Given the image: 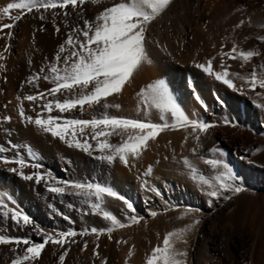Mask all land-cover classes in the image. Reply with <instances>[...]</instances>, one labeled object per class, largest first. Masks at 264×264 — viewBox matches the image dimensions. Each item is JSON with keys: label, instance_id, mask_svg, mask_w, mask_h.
<instances>
[{"label": "bare ground", "instance_id": "6f19581e", "mask_svg": "<svg viewBox=\"0 0 264 264\" xmlns=\"http://www.w3.org/2000/svg\"><path fill=\"white\" fill-rule=\"evenodd\" d=\"M9 2H18V0H0V7L6 6ZM178 2L182 7L194 5L199 14L194 18L193 24L182 25L177 33L172 29L170 10ZM256 2L254 1L246 8L240 4L239 0H172L169 9L150 26L149 39L159 42L148 44L152 63H144L124 85L120 94L108 98L109 104L119 105V108L110 107L104 113L112 117L163 123L158 110L144 107L138 93L155 80L164 79L190 118L208 121L215 125L207 134H201V137L213 135L215 138L218 134H221V137L230 135L237 139L232 144L237 145L248 134L257 136L256 134L264 129V107L258 106L264 104V97L251 91L241 94L240 91L229 89L214 76H209L195 67L196 63H206L209 58L215 57L214 70L222 71L221 64L230 66L229 71L233 74L234 83L240 87L243 82L235 74L247 77L252 68L264 66L263 63H261L263 65L257 63L258 56L243 66L240 59L230 60L224 57L222 60L220 57L221 50L227 52L233 44L239 50H252L249 49L251 46L245 45L243 39L246 30L250 28L248 18L253 11L261 13L259 37L264 36V1L261 4ZM110 3L109 0H101L100 4L86 2L79 10L71 9L69 6L66 10H41L40 12L33 10L31 13L25 11L22 20L17 22L13 29H4V33L12 32L11 40L0 34V52H3L6 45H10L8 51L3 52L5 58L0 60V64L5 66V70L0 72V147L9 146V151L0 155L12 158L14 152L10 146L18 145L16 151L26 158V164L36 162L42 166L40 169L26 166L23 170L26 175L51 172L54 177L65 181H76L75 178L86 181L87 177L90 178L93 165L91 155L69 147L58 138L52 137L50 133L42 132L35 125L24 123L18 115L21 101L17 100V96L23 100L26 95L38 94L52 87L43 79L38 81V88L26 84L25 81L45 65L47 62L45 57L51 60L58 47L64 43L69 31V28L65 27L66 21L70 26L79 25L81 21L78 19L77 11L82 12L86 18L92 19L103 10L106 4ZM17 11L19 10H13L12 14L15 15ZM64 11L69 12L68 18L62 15ZM40 15H44L45 20H40ZM241 19L246 21L245 25L234 30V26ZM5 23L10 21L7 18L0 20V24ZM56 26L60 27L59 33L55 30ZM259 53V57L263 60V53ZM29 61L32 63L29 64ZM261 91L264 90L257 89V92ZM217 97L223 103H220ZM59 98L63 99L62 96ZM46 99L52 98L46 97ZM42 104L43 101L34 103L23 100L27 115L36 117L38 113H41L44 118H47L49 114L42 108ZM204 105H207V110ZM99 108L85 106L83 112L76 109L71 113H65L64 116L90 120L102 114ZM51 115L56 117L61 114L53 111ZM5 117H11V121H5ZM226 121L231 123L228 124ZM87 131L89 142L94 143L90 139V130ZM190 132V129L187 131L166 129L157 136L155 141L148 142L146 150H142L138 159L130 158L128 167H125L118 159L114 162L113 171L107 175V178H113L114 190L129 199L136 211L157 213L160 209L172 207L178 195L182 193L188 195V192L193 190L192 174L183 164V159L187 157L196 168L201 164L191 152L194 136L188 138L186 144L184 143L185 136ZM109 140L112 144H118L121 137L113 135ZM29 148L35 154V161L29 157ZM149 166H152L153 172L146 176ZM12 167L19 166L5 165L0 161V192L10 195L15 201L14 204L9 202L10 206L27 214L32 219L33 225L18 227L10 219L5 218L0 220V234L28 237L40 242L45 234L68 230L80 232L90 229L92 223L100 229L111 226L102 215L85 217L73 210L70 214L72 223L62 222L60 214L51 212L53 209L50 211L52 206L59 212L63 211V207L56 203V194L49 193L43 181L37 184L34 180H24L22 176L9 170ZM113 201H115L113 214L121 220L123 217L120 211L125 208L123 202L114 198ZM74 239L76 243L65 246L70 250L64 264H101L102 259H106L107 264H116L110 261V256L115 253L117 245L112 238L109 239L106 235L99 237V257L93 255L96 236L83 238L77 236ZM85 240L88 242V248L82 251ZM13 247L15 246H0V264H11V259L14 258L11 251ZM63 251L64 249L60 246L49 244L42 251L41 257L32 264H59V256ZM145 255L148 256L147 253ZM123 256L120 264H146L148 258L147 256L143 258L142 254L139 256L136 252H133L131 257L127 254L126 258Z\"/></svg>", "mask_w": 264, "mask_h": 264}, {"label": "snow or ice", "instance_id": "6c2138e0", "mask_svg": "<svg viewBox=\"0 0 264 264\" xmlns=\"http://www.w3.org/2000/svg\"><path fill=\"white\" fill-rule=\"evenodd\" d=\"M86 2L100 4L101 0H18V2H9L6 6L0 7V20L7 18L10 21V23L0 24V34L11 40L12 32L4 33V29H13L16 23L22 20L25 11L31 13L33 10L36 12L66 10L69 6L71 9L79 10ZM171 3L172 0H111V3L106 4L103 10L99 11L92 19L86 18L82 12L77 11L81 24L70 26L67 21L65 22V27L69 28V31L64 43L58 47L51 60L45 57L47 61L45 65L25 81L26 84L37 88L40 79L52 85L49 89L38 92V94H29L23 97V100L29 102L43 101L42 108L49 115L47 118H44L41 113H38L36 117L27 115L23 107V100L17 96V100L21 101L18 115L24 123L35 125L42 132L50 133L52 137L58 138L69 147H74L89 155L99 153L96 159L106 161L109 164H113L118 159L125 167L129 166L130 158L138 159L142 150H146L148 142L155 141L164 130L184 129L187 131L190 129V135L194 136L196 144L191 149L192 154L199 156L204 164L217 170L214 182L206 179L203 174L199 176V182L208 187L207 195L209 197L230 199L231 197L225 196V193L238 194L244 189L237 183L239 177L230 165L217 156L219 153V156L222 157L223 151L217 147H211L208 150L210 153L208 157L200 155L198 152V149L202 148L201 134H207L209 129L215 125L208 121L190 118L164 79L155 80L138 93L144 107L158 110L160 120L163 123L112 117L105 113L90 120L64 116L65 113H71L76 109L83 112L85 106L103 109L119 108V105L109 104L108 98L120 94L124 85L131 80L144 63H152L148 44H158L159 42L149 39L150 26L169 9ZM13 10L19 11L13 15ZM62 15L68 18L69 12L64 11ZM39 19L45 20V16L40 15ZM250 19L249 17L248 22ZM245 23L246 21L241 19L234 26V30L243 27ZM55 30L59 33L60 27L56 26ZM259 40L264 42V36H260ZM9 47L10 45H6L3 52H7ZM3 52H0V60L5 58ZM259 55L260 53L255 50H239L235 44L229 51L221 50L220 52L222 60L224 57L230 60L240 59L243 62L242 66ZM214 59L215 57L209 58L206 63H196L195 67L209 76H214L217 81H221L229 89L240 91L241 94L251 91L264 97V91L257 92V89L264 90V66L252 68L247 77L235 74L243 82L240 87H237L233 80V74L229 71L230 66L221 64L223 70L215 71L213 68ZM31 63L29 61V64ZM4 70L5 66L0 64V72ZM61 96L63 99L59 98ZM46 97L52 99L48 100ZM217 100L223 103L219 97ZM258 106L264 107V104ZM204 108L207 110V105H204ZM53 111H58L61 115L53 117L51 115ZM169 117H171V121H169ZM4 120L10 122L11 117H5ZM226 123L230 124L231 121H226ZM87 130H90V139L94 143L89 142ZM113 135L121 137L120 143H110L109 138ZM187 140L188 137L185 136V144ZM18 147V145L10 146L14 152L12 158L0 155V161L5 165L15 164L19 166L10 168L11 172L22 176L26 181L34 180L37 184L43 181L47 191L57 196L69 195L82 198L93 213L102 215L105 220L110 222L111 226L103 229L92 227L80 232L68 230L55 234H45L40 242L28 237L21 238L0 234V246H15L11 249L14 254L11 264H25V262L32 264L41 257L42 251L49 244L58 245L64 249L59 256V264H64L70 250L65 246L76 243L74 238L77 236L83 238L88 235L97 237L93 255L99 257V237L102 234L107 233L108 238L111 239L114 229H122L140 223L142 218L135 214L134 204L110 186L65 181L54 177L51 172L26 175L23 171L26 166L33 169H40L42 166L36 162H32L30 165L26 164V158L16 151ZM7 151H9V146L0 147V153ZM28 151L31 160L35 161V154L30 148ZM183 164L190 170L192 178L197 179V168L187 157L183 159ZM152 172L153 168L149 166L145 175L148 176ZM106 197L123 202L129 213L126 219L130 223L121 222L111 211L105 210ZM9 202L15 203L10 195L0 192V220L10 219L18 227L33 225L32 219L27 214L10 206ZM194 211V209L189 208L185 215ZM156 215V212L151 213L152 217ZM64 218L69 219L68 217ZM199 222L198 219H195L191 225L168 232L163 238L162 247L156 246L152 250L146 264H186L187 251L176 249L175 243L177 241L186 243V234ZM117 243L126 244L127 241L119 240ZM87 248L88 242L85 240L81 250L86 251ZM132 255L133 252L129 251L128 256L131 257ZM101 264H107L106 259H102Z\"/></svg>", "mask_w": 264, "mask_h": 264}, {"label": "rangeland", "instance_id": "374dc122", "mask_svg": "<svg viewBox=\"0 0 264 264\" xmlns=\"http://www.w3.org/2000/svg\"><path fill=\"white\" fill-rule=\"evenodd\" d=\"M254 1L261 4L264 0H239L240 4L246 8L251 6ZM172 8L170 10L172 29L177 33L182 25L193 24L194 18L199 14L194 5L182 7L178 2ZM260 15L261 13L257 11L250 14V28L246 30L243 40L246 46H251L249 49L260 50L259 52L263 53L264 58V42L259 40L262 18ZM258 57L256 58L257 63L264 64V59ZM99 110L100 113H106V109L100 107ZM256 135H246L243 141L237 145L232 144L237 139L230 135L221 137V134H218V137L215 138L213 135L206 138L201 137L202 148L198 149L199 154L208 157L210 155L208 150L211 147L220 148L219 150H222L224 155L221 157L217 153V156L227 162L238 175L237 183L244 190L238 194L225 193V196L231 197L230 199L209 197L207 195L208 187L202 185L198 178L203 174L206 179L214 182L217 170L204 164L199 156L193 155L201 164L197 167V179L192 178L195 190L193 188L192 191L188 192V195L182 193V195L175 197L172 207L168 206L158 210L155 217H152L145 210L136 211L135 214L142 218L139 224L114 229L111 234L112 239L115 242L117 239L125 240L127 243L125 245L117 243L116 251L110 256V261L120 264L122 256L125 255L123 257L126 258L128 251H132L135 245L132 252H136L139 256L142 254L143 258H147L150 251L156 246L162 247L163 238L168 232L191 225L195 219H198L199 224H196L186 234L187 242L177 241L175 243L176 249L187 251L186 264H264V129ZM186 136L188 138L193 137L190 133ZM195 146L194 140L192 148ZM97 155H91L93 165L90 178L87 177L86 181L75 178L76 182L97 183L114 189L113 178H107V175L113 171L114 163L109 164L106 161L98 160L96 159ZM55 196L57 197L56 203L63 207V211L59 212L53 206L50 211L53 209L51 212L60 214L59 217H61L62 222L72 223L70 216L72 210L85 217L97 215L91 213L92 210L86 206L82 198L69 195ZM114 207L113 198L106 197L105 210L113 213ZM189 208L195 211L185 215ZM123 209L125 212L121 209L120 215L123 219L120 221L130 223L126 219L129 215L126 207ZM92 227L99 228L95 223H92L90 228ZM102 235L108 236L107 233ZM173 239L175 240V238ZM148 249L149 252H147ZM146 253L148 256L145 255Z\"/></svg>", "mask_w": 264, "mask_h": 264}]
</instances>
